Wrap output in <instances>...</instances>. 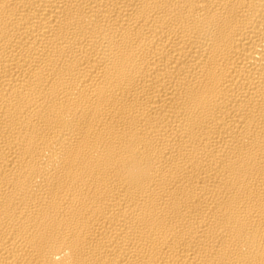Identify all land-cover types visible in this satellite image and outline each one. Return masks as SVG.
I'll list each match as a JSON object with an SVG mask.
<instances>
[{
	"label": "bare ground",
	"instance_id": "bare-ground-1",
	"mask_svg": "<svg viewBox=\"0 0 264 264\" xmlns=\"http://www.w3.org/2000/svg\"><path fill=\"white\" fill-rule=\"evenodd\" d=\"M0 264H264V0H0Z\"/></svg>",
	"mask_w": 264,
	"mask_h": 264
}]
</instances>
